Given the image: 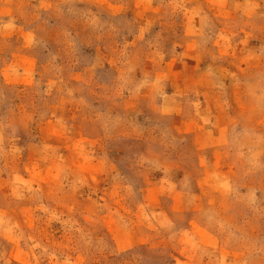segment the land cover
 I'll list each match as a JSON object with an SVG mask.
<instances>
[{
	"label": "clouds",
	"instance_id": "9594fccd",
	"mask_svg": "<svg viewBox=\"0 0 264 264\" xmlns=\"http://www.w3.org/2000/svg\"><path fill=\"white\" fill-rule=\"evenodd\" d=\"M132 9L117 8V23L92 18L119 38L97 64L113 69L114 98L143 100L187 163L174 170L145 145L137 166L161 175L136 183L108 150L110 129H157L141 114L89 119L71 90L60 115L0 118V264H264V0Z\"/></svg>",
	"mask_w": 264,
	"mask_h": 264
},
{
	"label": "rangeland",
	"instance_id": "374dc122",
	"mask_svg": "<svg viewBox=\"0 0 264 264\" xmlns=\"http://www.w3.org/2000/svg\"><path fill=\"white\" fill-rule=\"evenodd\" d=\"M117 8L129 18L135 12L132 0H0V80L16 89L17 99L8 104L1 99L0 115L19 125L33 118L46 120L53 112L60 115L70 99L69 90L71 99L83 101L78 107L89 119L99 116L101 121L115 122L117 117L141 114L145 126L157 131L151 137L147 132L138 136L129 127L117 125L110 129L108 150L129 169L130 176L135 173L136 183L144 182L140 180L143 173L145 180L155 184L161 174H149L137 166V158L148 154L143 151L145 145L157 158L171 157L174 170L187 163V152L165 147L163 122L143 100L117 101L113 69L97 64L110 60L119 38L92 26V18L117 23L121 18Z\"/></svg>",
	"mask_w": 264,
	"mask_h": 264
},
{
	"label": "trees",
	"instance_id": "16d2710c",
	"mask_svg": "<svg viewBox=\"0 0 264 264\" xmlns=\"http://www.w3.org/2000/svg\"><path fill=\"white\" fill-rule=\"evenodd\" d=\"M20 89V88H18ZM0 100H4L5 103L8 104V101H12L13 103H17V99H16V93L14 90H16L15 88L9 87L4 85V83L0 80ZM13 91V92H12ZM0 118H3L5 122H7V115H0ZM139 144V142H138ZM147 255V254H146ZM125 264H135V260L133 258H129V260L127 262H125Z\"/></svg>",
	"mask_w": 264,
	"mask_h": 264
}]
</instances>
